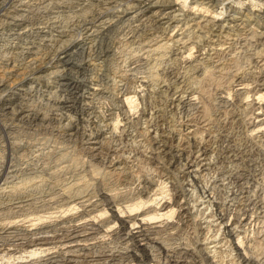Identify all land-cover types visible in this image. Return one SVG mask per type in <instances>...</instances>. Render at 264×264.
<instances>
[{
  "label": "bare ground",
  "instance_id": "6f19581e",
  "mask_svg": "<svg viewBox=\"0 0 264 264\" xmlns=\"http://www.w3.org/2000/svg\"><path fill=\"white\" fill-rule=\"evenodd\" d=\"M179 1L181 0H0V127L5 135L2 139L5 145L2 144L4 142L0 143V151L6 144L11 152L24 151L32 144L30 140L33 133H40L44 140L51 141L47 142L49 145L44 143L45 148L48 146L50 149L48 153L43 151L46 154L41 155L39 165L31 166L26 162L28 158L24 159L26 166L22 167L20 177L16 174L17 166L12 165L13 163L8 166L7 159L4 162L0 158V182L6 175L5 182L0 184L1 217L4 214L3 218L0 217L1 262L5 258L8 262L24 261L47 253L38 262V259H34L35 263L117 264L127 258L129 261L130 258L133 261L138 258L143 261L145 258L158 263L161 259L153 261L157 258V253L166 252L170 264H190V260H194L192 257L196 256L201 259H196L200 264H264V230L260 232L259 229V241L250 238L248 232L252 227H248L255 223L252 217L255 211L248 215L249 210L245 207L244 211L238 210L243 205L237 197L240 192L233 188V183L243 186V180L248 176L245 168H249L254 174L259 167L261 172L264 170V146L258 143L264 141V107H259L261 111L256 113V106H253L257 102L250 100V105V102L245 103L243 99L248 94L253 99L254 96H258V100L264 98V31L255 29L256 26L264 29V8L258 7L260 9L255 13L249 12L250 10L246 12V7H243L245 2L241 0V6L234 10L230 7V14L219 19L216 15L220 6H224L222 0H191L189 9L187 0H183L182 4ZM248 1L254 4L253 8L259 0ZM258 19H263V22L260 23ZM153 30L157 32L155 35L158 32L162 35L154 36ZM175 30L180 32L171 35L174 33L171 31ZM188 33L192 35L188 36ZM142 37L146 39L144 43ZM241 42L243 44L239 48ZM188 44L191 47L187 49ZM194 48L201 54H197L195 59L189 57L188 61H184V53L186 55L189 50L190 53L187 54L192 56ZM235 50V53H230L228 60L224 59L225 55ZM172 52L173 62L169 60V63L176 65L183 61L186 67L182 72L176 71L174 64L170 65L168 62H164L163 66L157 65L166 54ZM241 53L246 55L244 65L239 63L238 55ZM155 55H159L158 59L153 60V56L157 58ZM77 56L80 58L79 64L76 62ZM142 61L149 67L148 74L146 73L148 80L145 77L149 94H159L162 99L169 91L171 98L170 95L166 98L170 99L168 105L171 110L181 105L194 110L193 107L198 103L196 99H201L198 95L206 92L207 87H204L205 90L202 88L204 81L212 83V79L226 77V88L239 98L242 107L245 106L247 110L252 107L253 112L250 114L255 117H248V120L251 119L250 123L246 120L249 124L242 131H239L241 126L233 122L235 119L231 120V126H236L230 129L231 126L228 125L229 131L226 134L217 133L218 142L214 139L217 136L213 137L215 141L212 142L211 137L208 136L209 140H205L197 132V136L194 135L188 142V136L171 124L168 123L169 128H164L159 123H153L154 115L142 112L137 116L134 113L138 106V93L131 82L137 79L136 70L140 67L136 69V66ZM115 62L122 63L118 65L121 66L119 71L115 70L117 66L113 67ZM167 73L173 77L171 83L154 82L159 81L160 75ZM74 74L84 78L81 83L76 84L78 86L72 88L74 83H71L70 78L74 76H69ZM216 82L214 83L217 84ZM209 93L207 94L212 95L213 92ZM207 94L205 93L206 97ZM223 95L219 96L221 102H229ZM229 95L231 98L232 94L227 96ZM105 99L109 103L102 106L101 102ZM216 99L212 98L214 104ZM249 99L250 97L246 100ZM208 106L210 105L203 107L204 116L211 111ZM212 109L214 110L213 107ZM211 115L206 117L208 126L214 122ZM225 115L223 114L224 118ZM222 123H225L224 120ZM211 143H218L217 148L211 149ZM23 151L22 154L26 152ZM211 152L218 153L215 155L217 159H221L222 164L226 160L232 163L224 164V169L219 168L223 171L221 178L216 181L218 184L213 182L220 189H212L208 187V183H205L208 184L206 186L200 176L213 162ZM157 153L162 154L160 159L169 165L174 163V159L178 162L177 166L174 165L178 172H174L180 182L174 189L168 188L163 180V174H169L168 169L153 164ZM14 154L16 156L17 153ZM258 155L262 157L260 162L256 161ZM6 168L8 171L5 172ZM123 189L142 191H132L135 195L129 201L131 194L127 196L128 194L120 193ZM217 192H224L226 195V206L225 201L221 203V199L216 200ZM124 196L129 197L128 201H124ZM245 196H248V205L244 206L253 204L258 208L264 228V199L259 198L254 191ZM179 202H183L185 205H181L185 208L179 210ZM234 203L238 206L235 207ZM176 205L179 206L178 209L174 207ZM79 209L82 211L78 214L79 217L71 216L65 220L61 217L56 225L50 224L52 219L49 224L42 221L45 224L40 227L35 226V221L33 225L25 227L17 224L21 217L28 215H36L41 220L50 218L52 215L47 216L49 213H66ZM108 210L112 212L109 215L113 218L112 222L118 220L125 230L128 225L131 227L130 231L120 233L119 246L110 242L108 234H104L114 224L109 226L110 220L94 221L89 226L84 222L86 216L94 217L95 220L98 217L104 218L108 216ZM180 212L189 219L179 220ZM92 214L95 215L91 216ZM139 215L142 217L139 218ZM176 218L178 219L175 220ZM157 223H161L164 230H176L177 233H167V237H161L159 234L162 225L153 226ZM189 229L193 231H186ZM185 232L188 236L182 238ZM178 233L180 238L175 237ZM14 248L18 251L21 248L19 252L22 253L14 252ZM161 255L166 257L163 253Z\"/></svg>",
  "mask_w": 264,
  "mask_h": 264
},
{
  "label": "rangeland",
  "instance_id": "374dc122",
  "mask_svg": "<svg viewBox=\"0 0 264 264\" xmlns=\"http://www.w3.org/2000/svg\"><path fill=\"white\" fill-rule=\"evenodd\" d=\"M223 2H222V4H224V6L223 5H221L220 6V8L217 10L220 14H218V12H217V18L219 17V19H224L225 17H227L229 14H230V10H231V8L230 7H232V9L234 10V8L236 9V7H239V6H241V2H239V1H241V0H232V1H230V0H222ZM229 1V2H228ZM242 1H244L245 3H244V6L243 7H246V12H248L247 10H250L249 12H257V10H259L260 8H264V6L262 5V4H264V1L263 0H259L257 3H256V7H253V8H251L254 4L253 3H251V1H246V0H242ZM182 2H184L183 0H181V1H179V3H181L182 4ZM225 2V3H224ZM233 2V3H232ZM263 2V3H262ZM187 9H189L191 6V0H187ZM232 5H231V4ZM235 3V4H234ZM249 3L251 4L250 6H249ZM229 5V6H228ZM234 5V6H233ZM259 5H261V6H259ZM190 6V7H189ZM228 7V8H227ZM248 7V8H247ZM258 7H260L259 9H258ZM230 8V9H229ZM250 8V9H249ZM254 8H256V9H254ZM245 9V8H244ZM253 9V10H252ZM228 10V11H227ZM256 10V11H255ZM222 11H224V12H222ZM225 11H227V12H225ZM222 12V13H221ZM209 14H211V13H209ZM226 16H225V15ZM220 15H222V16H220ZM259 20V22L260 23H262L263 21V19L261 20V19H258ZM255 25V24H254ZM255 29H258V31H260V30H263L264 31V29H261V28H257V26L255 27ZM153 32H155L153 35L154 36H157V35H162V33L161 32H158L159 34H157V35H155L157 32L156 31H154L153 30ZM171 32H174V33H171ZM169 31L168 33H171V35L172 34H175V33H179L180 31L179 30H175V31ZM192 35L191 33H188V36H190V35ZM144 37H142V41H143V43L146 41V39H144ZM141 41V42H142ZM243 43L241 42L239 45H238V47L239 48H241V45H242ZM188 46V47H187ZM186 47H187V49L188 48H190L191 47V45H186ZM187 49H184L185 51H187ZM198 49L197 48H194L192 51H191V53L193 54L192 56H189L188 54L190 53V51L188 50L187 51V53H186V55H185V53H184V61H188V58L189 59H193L194 57H197V54H201V53H199V51H197ZM193 51H194V53H196V54H194L193 53ZM205 52H207L208 53V51H206L205 50ZM236 52V50L234 51V52H229L227 55H225V57H224V59L225 60H228L229 59V55H231L230 53H235ZM237 52H239V50L237 51ZM171 55V56H170ZM242 55H244L243 57L244 58H241L242 57ZM155 56H157V58L156 57H154L153 56V60H156V59H158V56L159 55H155ZM166 56V57H165ZM164 57H163V59H161V61H158L157 62V65H161V66H163V65H165V63L167 64V62H168V64H174V66H175V69H176V71L177 70H179L180 72H182L183 70H185V67H186V65H185V63L182 61H179V62H177V66L175 65V63H169V60H172V61H170V62H173V58H174V55H173V52L172 53H168V54H166ZM187 56V57H186ZM193 57V58H192ZM238 57H240V61H239V63L241 64V65H244V60L246 59V55L245 54H239L238 55ZM77 59H76V62L79 64L80 62V58H79V56H77L76 57ZM186 58H187V60H186ZM195 59V58H194ZM153 60H151L153 63H155L156 61H153ZM189 61H192V60H189ZM143 62V61H142ZM142 62H140L139 64H137V66H136V69L137 68H139L138 70H136V75H137V79L133 82V85H132V82H131V86L133 87V89L134 88H136L135 90L137 91V93H138V97H137V104H138V106H137V109H135L134 111V113L137 115V116H139V114H142V112L145 114L146 113V115H149V116H153L154 115V117L153 118H155V119H153V123L155 124V123H159L158 125H160L161 127H164V128H169L170 126H169V124H171L173 127H175L179 132H181L182 134H185L186 135V137H187V140H188V142H190L191 141V138L194 136V135H196L197 136V134H199L198 136H200V137H205L204 139L206 140V139H208L209 140V137H211V139L210 140H212V142H214L215 140H213V137H215V136H217V137H215L214 139H218V137H219V135H220V133H227V131H229V129L227 130V128L229 127V126H231V124L233 123V122H237V126L238 125H240L241 127L239 128V131L241 130H246L245 128L248 126L247 124H249L250 123V120L251 119H249L248 120V117L249 118H252V116L253 115H251L252 114V112H253V109H252V107H250L248 110L247 109H245L246 107L245 106H241V103H240V100H239V98L237 97V96H235V95H233V93L230 91V90H228V88H226L227 87V85H228V80H227V78L225 79L224 77V79H222V77H220L219 78V80L220 81H222V82H220L221 83V85L219 84V80H218V78H216V79H212L211 80V82L214 84V86H212L213 84L212 83H210V81H208V80H205L204 82V84L202 85V88H206V92L204 91V94L203 95H198V97L199 98H201V99H196V102H198L197 103V105L196 106H194L193 108H195L194 110L192 109V107H190V109H189V107H185V106H183V105H181V106H179V107H177V108H172L173 110H171V108H170V106L168 105V102H169V100L170 99H168V98H166V97H169V95H170V97L169 98H171V93L168 91V94H166V97H164V95L162 96V99H163V101H161L162 99L160 98L161 97V95H159V94H155V93H153V94H149V92H148V88H147V85H148V83H146L147 82V80H148V78L146 77L147 76V74H148V66H146L147 65V63H144L143 62V64H142ZM165 62V63H164ZM161 63H163V64H161ZM180 63H182V64H180ZM118 65H122V63L121 64H119V62H115L114 63V65H113V67H116L115 68V70H120L119 68H121V66H119L118 67ZM128 65V64H127ZM127 65H126V67H127ZM143 65H144V67H143ZM182 65V66H181ZM139 66V67H138ZM160 66V67H161ZM144 69V70H141V69ZM183 69V70H182ZM139 73H138V72ZM147 71V72H146ZM145 72V73H144ZM142 73V74H141ZM147 73V74H146ZM141 74V75H140ZM143 74H144V76H143ZM168 76V78H166L167 76ZM166 75H164V76H162V75H160L159 76V78L160 79H158L159 81H154V82H164V83H167V84H169V82L171 83L172 82V79H173V77L172 76H170L169 75V73H167ZM74 76V78H70V77H73ZM75 76H77V77H75ZM140 79H139V78ZM141 77H142V79H141ZM147 78V80H145L146 78ZM162 77V78H161ZM69 78H70V81H71V83L73 82L74 84L72 85V88H74V86L76 87V86H78V85H76V84H79V83H81L82 82V80H83V78H84V76H82V75H72V76H69ZM78 78H80V79H78ZM163 78H165V79H163ZM73 79H77V81H75V80H73ZM143 79L145 80V81H143ZM162 79V80H161ZM169 79V80H168ZM229 79V78H228ZM164 80H166V81H164ZM223 80H226L224 83H223ZM141 85H138V83ZM216 82V81H218V83L217 84H215L214 82ZM78 82V83H77ZM209 82V83H208ZM144 83V84H143ZM158 83H155V84H158ZM207 83V84H206ZM224 85H223V84ZM135 84H137V85H135ZM147 84V85H146ZM210 85V87H209V85ZM212 84V85H211ZM146 85V86H145ZM223 85V86H222ZM136 86V87H135ZM219 86H221V87H219ZM156 87V86H155ZM218 87L219 89H216V88ZM252 87H253V84H252ZM141 88V90H139ZM205 88L203 89V90H205ZM211 88H213V89H211ZM250 88H251V86H250ZM211 90V92H210V90ZM225 89H227V91H225ZM74 90V89H73ZM77 90V89H76ZM215 92H214V91ZM223 90V91H222ZM143 91V92H142ZM220 91H222L221 93H219ZM229 91V93H226V92H228ZM148 92V93H147ZM212 93V95L210 94V93ZM141 93V94H140ZM147 93V94H146ZM203 93V92H202ZM205 93L207 94V93H209L212 97H210V95H208L207 94V97H206V95H205ZM218 93V94H217ZM226 93V94H225ZM224 94V95H223ZM228 94H232L231 95V98H230V95L229 96H227ZM146 97H144V96ZM153 95V96H152ZM156 97H155V96ZM158 95V96H157ZM220 95H223V96H226V98H227V100H229V102H227V103H223V101L221 102V100H220V98H219V96ZM250 94H248V95H246L247 96V98H249L250 97V99L249 100H246L247 98H246V96L243 98L244 99V102L245 103H248V102H250V100L252 101V100H255V102H257L256 103V105H254L253 106V108L255 107V109H257V112L256 113H259L260 111H261V109H259V107H264V102H263V100H264V98H260L259 100H258V96H254L255 98L253 99V96L252 95H250ZM233 96V97H232ZM149 97H152V98H149ZM197 97V98H198ZM229 97V98H228ZM235 97V98H234ZM252 97V98H251ZM257 97V98H256ZM143 98V99H142ZM164 98H166V99H164ZM206 98V99H205ZM208 98H211V99H209L208 100ZM212 98H213V100L215 99V98H217L214 102H216V104H214L213 103V100H212ZM237 98V99H236ZM246 98V99H245ZM151 99V100H150ZM155 99V100H154ZM159 99V100H158ZM167 99H168V101H167ZM232 99H233V101H232ZM236 99V100H235ZM261 99H262V101H261ZM74 100V99H73ZM149 102H148V101ZM153 100V101H152ZM165 100V101H164ZM198 100V101H197ZM199 100H202V101H199ZM212 100V101H211ZM217 100H220L219 102L217 101ZM258 100V101H257ZM205 101H206V103H205ZM210 101V102H209ZM248 101V102H247ZM161 102V103H160ZM165 102H166V104H165ZM208 102V103H207ZM218 102V103H217ZM234 102H235V104H234ZM236 102H237V104H236ZM252 102H254V101H252ZM254 102V103H255ZM262 102V103H261ZM108 101L105 99V100H103L102 102H101V105L102 106H107L108 105ZM164 103V104H163ZM202 104V105H200V104ZM210 103V104H209ZM211 103H213V104H211ZM221 103H223L222 104V106L220 105ZM228 103H229V105H228ZM239 103V104H238ZM261 103V104H260ZM104 104V105H103ZM106 104V105H105ZM153 104V105H152ZM161 105V107H160V105ZM228 106H227V105ZM250 105H251V102L249 103ZM157 105V106H156ZM158 105H159V107H158ZM204 105H210V106H208L209 108H211V113H214V114H212L211 115V113L209 112L208 113V115L207 116H204V111H203V107H204ZM213 105V106H212ZM217 105V106H216ZM223 105H225V106H223ZM238 105V106H237ZM153 106H155V107H153ZM165 106H166V109H165ZM169 106V107H168ZM197 106H199L198 108H197ZM219 106V107H218ZM233 106V107H232ZM157 107V108H156ZM162 107L165 109V111H163L164 109H162ZM168 107V108H167ZM183 107H185V109L183 108ZM201 107V108H200ZM212 107L214 108V110L212 109ZM218 107V108H217ZM222 107H224L223 108V110L222 109H220V108H222ZM232 107V108H231ZM241 107V108H240ZM262 107V108H263ZM127 108H128V106H127ZM151 108V109H150ZM187 108V109H186ZM216 108V109H215ZM229 108V109H228ZM235 108H236V110H235ZM238 108L239 109H241L240 111H238ZM140 109V110H139ZM143 109H144V111H146V112H144L143 111ZM201 109V110H200ZM218 109V110H217ZM264 109V108H263ZM150 110V111H149ZM168 110V111H167ZM185 110V111H184ZM197 110V111H196ZM200 112H199V111ZM221 110V111H220ZM228 110H229V112H228ZM232 110H235V111H232ZM148 111V112H147ZM155 111V112H154ZM157 111H159V112H157ZM163 111V112H162ZM172 111V112H171ZM175 111V112H174ZM177 111V112H176ZM179 111V112H178ZM189 111V112H188ZM203 111V112H202ZM230 111H231V113H230ZM250 111V112H249ZM151 112V113H150ZM187 112V113H186ZM193 112V113H192ZM226 112H228V114L226 113ZM236 112V115L234 114ZM249 112V113H248ZM148 113V114H147ZM156 113V114H155ZM176 114V116H175V114ZM181 113V114H180ZM201 115H200V114ZM219 113V114H218ZM251 113V114H250ZM158 114V115H157ZM163 114L165 115V116H163ZM169 114V115H168ZM187 114H188V116H187ZM190 114V115H189ZM221 114V115H220ZM223 114L225 115V118H224V116H223ZM242 114V115H241ZM248 114V115H247ZM159 115H161V116H159ZM171 115V116H170ZM204 116V118H203V116ZM206 115V114H205ZM212 116V121H214V122H212L209 126L208 125H206L207 124V120H206V117H208V116ZM214 115H215V117H214ZM228 115V116H227ZM235 115V116H234ZM240 115V116H239ZM244 115V116H243ZM250 115V116H249ZM174 116V117H173ZM219 116H221V117H219ZM240 117V119H238V117ZM247 118H246V117ZM163 117V118H162ZM166 117V118H165ZM202 117V118H201ZM218 117L220 118L219 120H218ZM223 117V118H222ZM228 118V120H227V118ZM233 117H235V118H233ZM253 117H255V116H253ZM164 120H162V119ZM166 120H165V119ZM170 118H172V119H170ZM201 118V119H200ZM143 119V118H142ZM169 119H170V122H169ZM233 119H235L233 122H231V120H233ZM243 119V120H242ZM158 120V121H157ZM201 120V121H200ZM203 120H205V121H203ZM223 120H224V122L225 123H222L223 122ZM245 120V121H244ZM249 122H247V121ZM156 121V122H155ZM167 121V122H166ZM198 121V122H197ZM217 121H220L219 123L217 122ZM243 121V122H242ZM162 122H164V123H162ZM202 122V123H201ZM206 122V123H205ZM227 122V123H226ZM231 122V123H230ZM241 122V123H240ZM246 122V123H245ZM161 123V124H160ZM167 123V124H166ZM169 123V124H168ZM174 123V124H173ZM193 123V124H192ZM196 125H195V124ZM205 125H204V124ZM230 123V124H229ZM239 123V124H238ZM176 124H177V126H176ZM181 124V125H180ZM197 124H198V127H197ZM203 124V125H202ZM212 124H218V125H212ZM221 126H220V125ZM227 124V125H226ZM175 125V126H174ZM202 125V126H201ZM222 125H224V126H226L225 127V131L223 132V128H224V126H222ZM229 125V126H228ZM188 126H189V128H188ZM207 126V127H206ZM211 126V127H210ZM214 126V127H213ZM220 126V127H219ZM236 126V124H234V125H232L231 127H230V129L231 128H234ZM179 127H182V128H179ZM191 127V128H190ZM194 127V128H193ZM196 127V128H195ZM206 127V128H205ZM193 128V129H192ZM203 128V129H202ZM217 128H219V130L217 129ZM243 128V129H242ZM193 130L192 132H190V130ZM195 129V130H194ZM211 129V130H210ZM2 129H1V127H0V143L1 142H4V143H2L3 145H5V141H3L2 139H4V137H5V135H4V132H2L1 131ZM182 130V131H181ZM206 130H207V132H206ZM213 130V131H212ZM238 130V129H237ZM251 130V129H250ZM219 131V132H218ZM222 131V132H221ZM185 132V133H184ZM192 133V134H190V133ZM193 132H194V134H193ZM196 132H197V134H196ZM199 132V133H198ZM201 132H202V134L203 135H201ZM209 132V133H208ZM189 133V134H188ZM214 133V134H213ZM219 135H218V134ZM208 134V135H207ZM256 133H254V135H255ZM258 135L260 134V133H257ZM190 135H192L191 137H190ZM211 135V136H210ZM253 135V136H254ZM257 135V136H258ZM38 136V137H37ZM209 136V137H208ZM35 137H36V139H35ZM43 137V135H41L40 133H33L32 134V136H31V140L30 141H32V144L31 145H29V147L27 148L29 151L31 150L32 152H33V150H34V153H31V151L30 152H28V150L27 149H24V151H26V152H24L23 150V154H22V151H20V152H15V151H13V152H11V150L9 149V147H7V144H6V147H3V148H1V151L0 152H2V153H0V158H1V160L2 161H6V159H7V165L8 166H10L11 165V163H13L12 165H15V166H17V167H15V169H16V174H17V176H22V173H20L22 170L21 169H23L25 166H26V162L27 163H29V165H31V166H37V164L39 165V163H40V161H41V157L43 156V155H45L46 153H48L49 152V149L50 148H48V146H47V148H45L46 147V145H44V143L45 144H48V143H50L49 141H46V140H44V137ZM208 137V138H207ZM254 137H256V135L254 136ZM39 139V140H38ZM42 139H43V141H42ZM258 139V138H257ZM256 139V140H257ZM260 139H262V138H260ZM264 139V138H263ZM37 140V141H36ZM33 141H35L34 143H33ZM45 141V142H44ZM48 142V143H47ZM217 142H218V140H217ZM261 142H263L262 144H261ZM39 143V144H38ZM258 143H259V145L260 146H264V141H258ZM38 144V145H37ZM43 144V145H42ZM212 144V143H211ZM216 144V145H215ZM2 145V146H3ZM41 145V146H40ZM49 145V144H48ZM32 146L33 147H36V148H32ZM187 146H188V144H187ZM214 146V147H213ZM217 146H218V143H213L212 144V147H210L211 149H213V148H217ZM31 147V148H30ZM37 147H38V149H37ZM40 147H41V149H40ZM44 149V150H43ZM190 149H191V147H190ZM262 149H264V148H262ZM4 151H5V154H4ZM41 151V152H40ZM43 151H45V152H43ZM158 151V150H157ZM9 152V153H8ZM7 153V154H6ZM14 153H17L16 154V156H15V154ZM38 153V154H37ZM40 153V154H39ZM215 153H217V152H215ZM215 153L214 152H211V154H212V157L214 158L213 159V162H212V164L211 165H209V169L207 170V169H205V170H203L202 172H201V175L200 176H202V183L203 184H205V183H208L207 185H208V187H210V188H212L213 189V187H214V189H220V188H218L219 186L218 185H216L215 186V183H217L219 180L218 179H220L221 178V175H222V173H223V171H222V169H224L223 167L225 166V165H230V164H232V163H230L229 162V160H226V161H224L223 162V164H222V162H221V159L219 160V159H217V156L215 155ZM20 154V155H19ZM158 155L160 154V153H157ZM155 155V157L156 158H154L155 160H156V162L154 163L153 162V164L154 165H158L159 164V166H161V168H164L165 170H166V168L168 169V171H169V174L168 175H165V174H163L164 175V177H165V179H163L164 180V182L166 183V184H168V188H170L171 189V187H173L172 189H174L178 184H179V182H180V180L178 181V179H177V177L175 176V174H176V172H178V171H176L175 169H176V166H177V164H178V162L174 159V163H172V164H168V162H166V161H164V160H162V159H160L161 157L160 156H162V154H160L159 156L158 155ZM218 154V153H217ZM4 155V156H3ZM5 155H6V157H5ZM13 155V156H12ZM21 157V158H19V156ZM39 155V156H38ZM42 155V156H41ZM214 155V156H213ZM25 156V157H24ZM216 156V157H215ZM4 157V158H3ZM15 157H16V159H15ZM29 157H31L32 159H29ZM39 159H38V158ZM158 157V158H157ZM257 156H255V158H256ZM11 158V159H10ZM28 158V160H26ZM26 160V162H25V160ZM217 159V160H216ZM261 159H262V157L261 156H259L258 155V159L256 158V161H258V162H260L261 161ZM19 161V160H21V161H17V162H15V161ZM168 160V159H167ZM24 161V162H23ZM34 161V162H33ZM218 161H219V163L220 164H222V165H220L219 163H218ZM223 161V160H222ZM229 163H228V162ZM36 162V163H35ZM39 162V163H38ZM161 162V163H160ZM177 162V163H176ZM226 162V163H225ZM15 163V164H14ZM21 163L23 164L22 166H21ZM217 163V164H216ZM19 164V165H18ZM161 164V165H160ZM168 164V165H167ZM220 166H219V165ZM225 164V165H224ZM166 165V166H165ZM174 165H176V166H174ZM214 165V166H213ZM224 165V166H223ZM19 166V167H18ZM217 167V169L219 170V168H221L222 167V169H220L219 171L216 169V167ZM21 167V168H20ZM23 167V168H22ZM169 167V168H168ZM264 167V166H263ZM171 168V169H170ZM173 168V169H172ZM242 168L244 169V167L242 166ZM7 170H5V172L6 171H8V168H6ZM247 169V170H246ZM261 168L259 167L258 168V171L254 174V172L252 171V170H250L249 168H245V172L248 174V176H247V178H249V177H251V178H249V179H245V180H243V186H241L240 185V183H239V185L236 183H233V188L234 189H236L238 192H240L239 194H238V200L240 201L239 203L241 204V205H243V206H240L241 208L240 209H238V210H241L242 209V211H244V209L246 208L247 210H249L248 211V215H250V214H253V213H251V212H253V211H255L254 212V214L252 215V217L255 219V223H253V224H256L255 226L252 224V225H250L249 227H248V229H250L251 227L253 228H251V230H249V232H248V235L250 236V238L252 237V239L253 238H255V239H258L257 241H259V229H260V232H261V230H264V228H263V224H262V222H261V220H262V215L261 214H258V208H256L255 206H253V204H250L249 206H244L245 204H247L248 205V202H247V199H246V197H248V196H245V195H249V192H253L254 191V193H256L257 194V196L259 195V198H263L264 199V170H263V172H261V170H260ZM173 171V172H172ZM174 171H176V172H174ZM251 171V172H250ZM260 171V172H259ZM205 172V173H204ZM210 172V173H209ZM215 172L217 173V174H215ZM249 172V173H248ZM202 173H203V175H202ZM251 173V175H249ZM259 173H261V174H259ZM263 173V174H262ZM208 176H207V175ZM213 176H211V175ZM246 174V175H247ZM215 175V176H214ZM6 176V175H5ZM4 176V178L2 179V181L0 182V184H3L4 182H5V177ZM174 176V177H173ZM206 176H207V178H206ZM210 176V177H209ZM256 176V177H255ZM163 177V178H164ZM204 177V178H203ZM220 177V178H219ZM255 177V178H254ZM259 177V178H258ZM171 178V179H170ZM206 178V179H205ZM212 178V179H211ZM217 178V179H216ZM257 178V179H256ZM176 181H175V180ZM210 180V182H209V180ZM252 179H254V180H252ZM256 179V180H255ZM262 179V180H261ZM4 180V181H3ZM174 180V181H173ZM248 180V181H247ZM167 181H169L168 183H167ZM204 181V182H203ZM208 181V182H207ZM212 181V182H211ZM215 183H214V182ZM217 181V182H216ZM259 181V182H258ZM3 182V183H2ZM246 182V183H245ZM248 183V184H247ZM258 185H257V184ZM211 184H213V185H211ZM218 184V183H217ZM175 185V186H174ZM206 185V184H205ZM206 185V186H207ZM244 185H245V187H244ZM256 185V186H255ZM237 186V187H236ZM240 186H241V188H240ZM257 186H258V188H257ZM198 187H199V185H198ZM216 187V188H215ZM253 187V188H252ZM254 187H256V188H254ZM261 188V189H260ZM223 189V188H222ZM251 189V190H250ZM253 189V190H252ZM256 189V190H255ZM126 190V189H125ZM124 189L123 190H121V191H119L120 193L122 192V193H125V194H128L127 196H129L130 194H131V196H129V197H127V196H124V201H130L133 197H134V195H135V193L137 192V191H142L141 189H135V190H126L125 191ZM131 193H130V192ZM135 192V193H133V192ZM242 191H243V194H242ZM257 191V192H256ZM129 192V193H128ZM138 193V192H137ZM223 194H224V192H222ZM221 193V194H222ZM220 193H218L217 192V198H216V200L218 201V199L220 200L221 199V203H222V201H223V203H224V201H225V206H226V202H227V199H226V195L224 194L222 197H223V200H222V197L221 196H219V195H221ZM242 196H244V197H242ZM129 198V199H128ZM246 199V200H244V199ZM128 199V200H127ZM225 199V200H224ZM183 202L184 203H186V200H184L183 199ZM183 202L182 203H180V206H181V208H179V206H177V205H179V203L176 205V206H174V207H176L177 209L179 208V210H181V209H183V208H185V207H183L182 205H185V204H183ZM243 202V203H242ZM245 202V203H244ZM127 204H130V203H127ZM126 204V205H127ZM182 204V205H181ZM235 204V207H237L236 206V203H234ZM243 207H245V208H243ZM251 207V208H250ZM234 208V207H233ZM257 210V211H256ZM79 211V212H78ZM49 212H51V211H49ZM61 212H62V215H61ZM58 211V212H56L55 214H52V213H49V214H47V216H51L50 218H46V219H41V220H39V219H37V217L38 216H36V215H28L27 217H21L18 221H19V223H18V221H17V224L19 225V226H23V227H25V226H30V225H33L34 224V221H35V223H36V225L35 226H37V227H40L41 225H43V224H45V223H48L49 224V221H51V219H52V221L50 222V224H52V225H56L57 224V222H59V221H61V219L63 218L64 220L65 219H67V218H70L71 216L72 217H79L78 216V214L80 215V213L82 212L80 209L79 210H75V211H70V212H66V213H68V214H66L65 212H63V211ZM74 212H75V214H74ZM76 212H77V214H76ZM58 213H59V215H58ZM73 213V214H72ZM109 213V214H108ZM108 216L106 215V216H104V218H101V217H98V218H96V220H95V218L94 217H89V216H86L85 218H84V222H85V224L87 225V226H89L90 224H92L94 221L95 222H98L99 220H101V221H109L110 220V224H109V226H111V223L113 224L111 227L112 228H110L109 230H107V233H105L104 232V234H108V236H109V239H111L110 240V242L112 241L113 243H115L114 245H118L119 246V244L121 243V241H119V236L122 234V233H125V232H128V231H130V229H131V227L128 225V228L125 230V228L123 229V226L120 224V222L118 221V220H114V222H112V220H113V218H112V216H109V215H112V212L110 211V210H108ZM181 213V215H180V217H178L179 218V220L182 218V219H185V220H187V219H189L188 218V216L185 214V216H184V213L183 212H180ZM98 214H100V213H98ZM257 214V215H256ZM67 215V216H66ZM74 215V216H73ZM95 214H92L91 216H94ZM178 215V214H177ZM256 215V216H255ZM259 215V216H258ZM33 216H34V218H35V216H36V218H35V220H32V219H34L33 218ZM56 216V217H55ZM58 216V217H57ZM140 216V217H139ZM139 216H137V217H139V218H141L142 217V215H139ZM232 217H233V215H231ZM229 217V218H232V217ZM0 217H1V215H0ZM3 217H4V214H3ZM3 217H1V218H3ZM62 217V218H61ZM103 217V216H102ZM106 217H107V219L108 220H106ZM110 219H109V218ZM0 218V219H1ZM30 218V219H29ZM56 218V219H55ZM60 218V219H59ZM89 219V220H87V219ZM94 218V219H93ZM100 218V219H99ZM178 218H176L175 220H177ZM23 219V220H22ZM28 219H29V221H28ZM54 219V220H53ZM105 219V220H104ZM256 219H258L259 221H257ZM22 220V221H21ZM39 220V221H38ZM59 220V221H58ZM37 221H38V223H37ZM42 221H44L43 222V224H42ZM57 221V222H56ZM116 221H118L117 222V224H115V222ZM252 221H254V220H252ZM263 221V220H262ZM21 222H22V224H21ZM41 222V223H40ZM52 222H54V223H52ZM33 223V224H32ZM90 223V224H89ZM257 223H258V225H257ZM260 223V224H259ZM40 224V225H39ZM160 226V225H162L161 223H157V224H154L153 226ZM261 225V226H260ZM117 228H116V227ZM257 226V227H256ZM260 228H259V227ZM115 227V228H114ZM261 227H262V229H261ZM113 228H114V231H115V233H114V231H113ZM122 228V229H121ZM119 229H120V231H119ZM163 229V230H162ZM165 228H163V225L161 226V234H159V236H161V237H167L166 236V234L167 233H177V231L176 230H164ZM255 229V230H254ZM123 230V231H122ZM125 230V231H124ZM113 231V232H112ZM119 231V232H118ZM176 231V232H175ZM186 231H190V229L189 230H186ZM193 230H191L190 231V233L192 232ZM253 231H254V233H253ZM255 231H258V232H255ZM111 232V233H110ZM251 232V233H250ZM121 233V234H120ZM187 232H185L184 234H183V236H182V238H184V236L186 237V236H188L187 234H186ZM113 234V235H112ZM189 234V233H188ZM257 234V235H256ZM115 235V236H114ZM252 235V236H251ZM101 236V235H100ZM114 236V237H113ZM117 236V237H116ZM176 236H178L179 238L181 237L180 235H179V233L177 234V235H175V237ZM116 237V238H115ZM124 237H127V235H124ZM174 237V238H175ZM177 238V237H176ZM107 239H108V237H107ZM116 241H115V240ZM118 239V240H117ZM184 242H185V240H184ZM188 243H189V240L187 241ZM193 242V241H192ZM255 242H256V240H255ZM117 243V244H116ZM260 243H263V242H260ZM193 244V243H192ZM195 246V245H194ZM194 246H192V247H194ZM264 246V245H263ZM15 249V251L14 252H19V251H21V248H18L19 249V251L17 250V248H14ZM19 253H22V252H19ZM163 254H165V256H166V252L164 253V252H162ZM162 253H160V252H158L157 253V258L155 259V260H153V261H159L160 259V263L158 262V263H156V262H152V260L150 259V260H145V258H144V260L143 261H139L140 260V258H138L137 260H135L134 259V261H133V259L132 258H130L131 260L129 261V258H127V259H125V261H122V262H117V264L119 263H121V264H129L128 262H131V264H137V263H143V264H170L169 263V259L167 258V256L164 258V255H161ZM47 254V253H46ZM45 254V255H46ZM45 255H43V254H41L38 258H28L29 260H24V261H22V260H11V261H7L6 260V258L5 259H2L3 261L1 262V260H0V263L1 264H20V263H24V264H31V263H33L34 262V264H39V263H35V260L34 259H38L36 262H38L39 260H41V259H43L44 258V256ZM161 256V257H160ZM159 257V258H158ZM41 258V259H40ZM192 258H194V260L193 259H191L190 260V264H198L199 263V261H197L196 259H198V260H201L199 257H197L196 256V258L195 257H192ZM158 259V260H157ZM166 260V261H165ZM197 262H196V261ZM15 261V262H14ZM18 263H17V262ZM146 261V263H144ZM151 263H150V262ZM162 261V262H161ZM6 262V263H5ZM28 262V263H27ZM126 262V263H125ZM135 262V263H134ZM196 262V263H195ZM139 263V264H140ZM201 263V262H200ZM199 263V264H200ZM114 264H116V263H114ZM171 264H173V263H171Z\"/></svg>",
  "mask_w": 264,
  "mask_h": 264
}]
</instances>
